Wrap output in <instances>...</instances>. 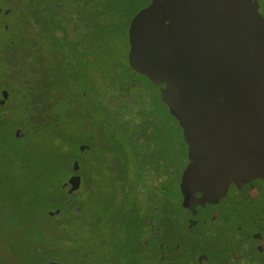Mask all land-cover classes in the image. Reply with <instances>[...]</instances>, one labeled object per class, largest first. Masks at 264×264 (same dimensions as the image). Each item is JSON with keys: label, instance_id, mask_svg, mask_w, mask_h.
Here are the masks:
<instances>
[{"label": "flooded vegetation", "instance_id": "1", "mask_svg": "<svg viewBox=\"0 0 264 264\" xmlns=\"http://www.w3.org/2000/svg\"><path fill=\"white\" fill-rule=\"evenodd\" d=\"M2 1L0 18L16 19L11 25L1 22L11 33L12 45L2 47L0 54L17 60L11 72L35 74V83L47 96L52 91L53 97L68 104L69 119L87 120L89 108L99 122L101 130L87 128V134L95 137L101 155L92 156L84 175L79 161L73 160L79 169L68 178L78 175L82 191L87 174L93 186L92 165L102 161V168L107 165V174L117 181V198L122 196L120 183L135 188L137 210L130 213L129 226L105 229L109 236L120 234L115 240H125L124 252L133 258L132 264H264V162L259 168L244 164L215 189L214 198L205 196L196 169H203L206 162L189 154V142L164 94L175 84L173 65L168 59L158 62L166 71L155 77L151 68L129 61L134 42L144 45L146 34L169 25L168 20H157L158 0ZM249 2L264 20V0ZM120 42L123 55L118 52ZM26 57L33 58V65ZM260 62L264 66V51ZM19 78L26 82L25 76ZM58 87L62 91L56 94ZM161 109L179 131L183 157L176 162L168 159L173 144L159 132L168 120ZM45 115L39 106V118ZM107 143L118 147L105 148ZM80 145L87 146L79 148L80 153L90 151L89 145ZM188 168L191 172L183 178ZM66 198L71 202L76 196L66 193ZM91 231L92 225L85 229L88 238Z\"/></svg>", "mask_w": 264, "mask_h": 264}, {"label": "water", "instance_id": "2", "mask_svg": "<svg viewBox=\"0 0 264 264\" xmlns=\"http://www.w3.org/2000/svg\"><path fill=\"white\" fill-rule=\"evenodd\" d=\"M157 5V20L169 25L146 34L144 45L134 42L129 61L151 68L155 77L166 71L158 62L168 59L173 65L175 84L164 94L189 142V154L206 162L196 169L197 181L212 199L244 164L259 168L264 162V20L249 0H158ZM0 95L2 105L8 91ZM71 168L78 171V162ZM61 187L81 195L78 175ZM47 214L56 216L58 210Z\"/></svg>", "mask_w": 264, "mask_h": 264}, {"label": "rangeland", "instance_id": "3", "mask_svg": "<svg viewBox=\"0 0 264 264\" xmlns=\"http://www.w3.org/2000/svg\"><path fill=\"white\" fill-rule=\"evenodd\" d=\"M3 6H5V4H3V1L0 0V7ZM15 20L14 16H10L6 19L5 17L0 18V50L3 47V42L8 40L11 34L3 30L1 22L8 21L11 25L13 22H16ZM12 34L14 35V33ZM118 43L119 42H115L114 44ZM118 47L119 55H123L125 51L124 44L120 42ZM121 65L124 67L125 63L122 62ZM2 67L3 63L0 60V70H2ZM125 67L128 66L125 65ZM21 73L22 76L26 77L25 81L27 83H23L22 78L14 77L13 80L5 78L6 88L1 82L4 79H2L0 73V94L4 89H7L9 92L8 101L5 103L7 105L4 109H0V111L8 117L3 127L10 133L20 125H24L26 122L25 116L27 115H25V113L21 110V106H30V102L35 101L37 105L43 107L47 111L48 105L52 107L59 101L52 96V91H49L47 96L46 90H44L42 86L35 83V74H26L22 72V70ZM150 95L152 100H155L157 97V94L154 91H152ZM150 97L149 102H151ZM58 105L60 111L59 118H61L63 114L65 115L68 104L61 102ZM37 110L39 111V109ZM160 114L165 120L168 119L166 118L168 114L164 112V109L160 110ZM40 119H42V116ZM159 132L163 133L168 142L173 144L172 147H174V149L172 153H169L168 155L170 162L171 160L174 162L180 160L183 157L180 147L182 146V142L175 124L168 119ZM68 135L70 137H74L75 133L71 131ZM73 137L70 141H68L72 146L67 156H64L65 161L63 160V163L61 162V165H58L56 169L49 171L45 170L44 162L41 160L43 157V149L29 150L31 147L29 146L30 142L34 139L26 137L17 141L13 139L12 136L10 140L8 138H1L0 195L4 196L12 192L19 194V196L16 197L17 200H19L18 198H27V191L29 190V187L35 183L42 182V184L46 185L50 183L53 185H60L64 182L71 172V160H77L81 163L82 161L88 162L92 158V154L90 152L84 154L79 152L78 146L76 147V142ZM85 137L88 136L85 135ZM40 144L44 147L48 145V137H43ZM107 176L110 177L109 174H107ZM120 177H122L121 174ZM110 179L113 182H117L114 180L113 175ZM103 184L106 185L105 193H109L110 187H107V183L105 182ZM123 184L124 183H120L119 189H124ZM67 187H69V185ZM55 196H57V194H55ZM45 200L47 199L42 198L35 205V213L33 214L34 217H32L34 220V226L31 225L29 231L17 229L18 238L23 241V245L20 243L12 246L13 242L10 239V234L7 235L8 231L5 233V229L4 233H1L0 257L2 258V261L0 260V264H38V259L41 254L40 252L42 251L39 243L41 235L46 236L48 239L53 241H56V239L68 241L67 246L59 247L57 245L53 247L52 257L58 261L60 260L61 264H132L133 258L124 252L125 247L122 243H124L125 240L117 241L115 240V237H120L119 233H114L109 236L105 231L110 224L107 212H104L103 215L97 214L94 216L95 218L97 217V221L95 223H91V220H88V217L90 218L91 216L90 212H87L86 216H84L81 221L74 218L70 211L62 212L56 218H49L47 215V211L49 210L48 204ZM16 214L17 216L14 217V220L18 221V224L22 223L24 219L23 216L20 212H16ZM134 214H136L135 209ZM90 223L94 227L88 238L84 232L85 229L90 226ZM59 224L64 225L66 229L64 234H58L56 233V230L52 231V227L56 228ZM125 237L127 238V235ZM127 241V243L131 242L128 238Z\"/></svg>", "mask_w": 264, "mask_h": 264}, {"label": "trees", "instance_id": "4", "mask_svg": "<svg viewBox=\"0 0 264 264\" xmlns=\"http://www.w3.org/2000/svg\"><path fill=\"white\" fill-rule=\"evenodd\" d=\"M17 41L18 40H16L14 44ZM2 45L4 48H6L8 46H11L12 44L8 40H6ZM26 59L27 62L30 61V64L33 65V58L29 59L28 57H26ZM0 60L3 63V67L1 68L2 70H0V73L2 79H4L1 82L6 88L5 78L13 80L14 77L19 78L22 75L18 72H11L10 67L12 63H14L15 61L17 62L16 59H8L0 54ZM19 61H23V59H19ZM74 77H76V75H74ZM74 81L76 82V80ZM53 82L56 83L55 80H53ZM60 82H62L63 85L66 86V81L64 79H60ZM63 90L66 89L63 87ZM61 91V87H58L56 89V94L61 93ZM61 102L63 103L64 100H59L57 104L53 105L54 107H51L49 105L47 107L46 115L42 119L39 118V111L37 110L39 109V106L35 101H31L30 106H21V110L27 116H25V124L17 127L20 129L18 137L14 135V132L17 128L11 131V133L8 132L7 129H4L3 126L8 117L6 114L1 113L2 111H0V139L8 138L10 140L11 136L17 141L26 137L34 139L30 142L29 146L31 147L29 148V150L43 149V157L41 158V160L44 162V168L46 171L56 169L58 165H61V162L63 160L65 161L64 156H67L72 146L71 143L68 142L73 137L72 135V137L68 135L71 133V131L75 133L73 139L76 142L75 145L76 147L78 146V149L80 144L85 143L89 145V152L92 154V156L98 157L99 155H101L102 148L96 141H94L95 137H93V135L87 134V128H89V132H92V127L101 130L100 126L98 125L99 122L96 121V118L95 116H93L91 109L88 108L86 110L88 112L89 118L85 121L83 120L84 118L82 119L81 117L69 119L68 108L65 115L63 114L62 117L59 118L60 111L58 108V104ZM6 105L7 104L5 103L0 105V109H4ZM85 135H87L88 137H85ZM43 137H48V145H46L45 147L40 144V141ZM106 145L107 146H105V148L118 147L116 143H107ZM71 161L73 162V160ZM101 162L102 161H96L94 165H92L94 166L95 171L91 170V172L95 174L96 182H93L92 186L91 183H89V176L85 174V176H83L84 186L81 191V195H75L76 198L71 202L67 201V191L61 187V185L65 181L60 185H53L51 183L46 185L42 184V182L35 183L31 187H29V190L27 188V198H18L20 201L16 198L17 196H19V194L11 192L8 193V195H0V238L1 233H4L6 229L5 233L8 231L7 235L10 234V239L13 242L12 246L20 243L22 244L23 241L18 238L17 232L20 229L23 231H29L31 225L34 226V220L32 217H34L33 214L35 213V205L42 198L47 199L45 201L48 204L49 210H58V214L56 216H49L47 214L49 218H56L62 212L70 211L74 218L81 221V219L86 216L87 212H90L91 216L90 218L88 217V220H91V223H95L97 221V217L95 218L94 216H96L97 214L103 215L104 212H107V217H109L110 221L109 226H129V224L131 223V214L134 213V209L135 211L137 210L134 205L135 188L134 186H124V189H122L121 191V198H117V186L114 182H110L111 179L109 176H107V165L102 168L103 164ZM80 166L81 172L84 175L85 170H87V162L82 161L80 163ZM104 182L107 183V187H110L109 193H105L106 185L103 184ZM55 194H57V196H55ZM84 198H86V200ZM91 209L93 210V212ZM16 212H20V214L24 218L22 223L20 224H18V221L14 220V217L17 216ZM117 220L119 221V223L116 224ZM91 223L90 225H92ZM92 227L94 226L92 225ZM54 230H56V233L58 234H64L66 232V229L62 224L57 225L56 228L52 227V231ZM39 243L42 251L40 252L41 254L40 258L38 259V264H61L60 260L58 261L52 257V252L54 249L53 247L57 245L59 247L67 246L68 241H65L63 239H56V241H53L51 239H48L46 236L41 235L39 238ZM0 260L2 261L1 257Z\"/></svg>", "mask_w": 264, "mask_h": 264}]
</instances>
